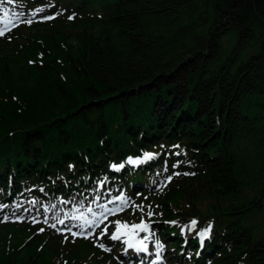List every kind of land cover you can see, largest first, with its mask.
<instances>
[{
    "label": "trees",
    "instance_id": "16d2710c",
    "mask_svg": "<svg viewBox=\"0 0 264 264\" xmlns=\"http://www.w3.org/2000/svg\"><path fill=\"white\" fill-rule=\"evenodd\" d=\"M6 3L54 16L0 36L41 52L0 59V264H113L26 215L118 198L170 264H264V0Z\"/></svg>",
    "mask_w": 264,
    "mask_h": 264
},
{
    "label": "rangeland",
    "instance_id": "374dc122",
    "mask_svg": "<svg viewBox=\"0 0 264 264\" xmlns=\"http://www.w3.org/2000/svg\"><path fill=\"white\" fill-rule=\"evenodd\" d=\"M6 1L7 0H0V9L1 10L2 9H6L4 11L6 12V17L7 18H9V19L16 18V17L21 18V17H23L25 15V13H23L20 9L16 8L15 6H13V5L9 6L6 3ZM31 13H33V11ZM24 19H28V18H24ZM35 22H37V21H31V23H27V21L26 22H18L17 25H16V22H14L13 24H9V25H6V26H9V27L12 28V27H14L16 25L15 28L17 27L16 29L22 30L21 31L22 34L30 35L31 32H32L31 28H33V32H35L36 29H37L36 26L33 25V23H35ZM0 28H4V27H0ZM37 34H35V35H37ZM52 37L55 38L56 34H55V36L52 35ZM24 39H25V37L17 38V42L15 43V45L11 49H8V50H3L2 49L3 45H0V59L8 58V57L15 58V55H17L23 49L26 52H28V49H33V52H34V55L36 56V58L38 56H40V54H41L40 48L37 47V46H33V44H32L33 42L31 40L28 41L29 40L28 39L27 41H25ZM38 40H39L38 41L39 43L42 42L39 38H38ZM30 55H32V54H28L26 56L25 60H26V62L28 64H33L34 59ZM30 61H31V63H30ZM0 77H1V75H0ZM110 201H111V203H110ZM119 205H120L119 201L108 200V201L103 202L97 208H94L91 205H87V207H81L79 205H75L74 208H66L67 212L69 210L72 211V212L75 211V210H79V211L81 210L83 212L82 214H84V216L82 217V221L81 222H76L75 224H73V223H71V220H69V222H66V223L64 222V225H62L61 227H59V225L57 224V220H58L59 216L62 214V209L59 208V210H57L56 208L51 207V205L49 203H43L41 206L34 205V207L28 211V214L26 215V217L31 219V220L42 219L43 221H47V224L55 225V228L58 229V231L64 232L66 234H70L67 231H63L64 229H67V228H71V230L73 232H77V233L83 232V234H79L82 237H85L86 234H88L89 232H94L95 231L94 235L92 237L99 238L98 236H95V234H96V231L98 232V234H100V232H102V230H104L106 228V227H101V223L103 222L102 220L104 218V215L107 212H109V211H107V208L113 207V206H119ZM143 208H145V210L149 209V207H143ZM89 209H91V211H89ZM111 210H113V209H111ZM85 213H87V214H85ZM102 214H104V215L102 216ZM0 215H2L3 217H8L9 218V215H6V212H2ZM100 216H102V217H100ZM142 217H144V215H142L140 213H134L133 210L132 211H122V210H120L114 215V219H112V220H121V221H125V222H127V221L136 222L137 220L140 219L139 222H142L144 220V218H142ZM18 218H19V216L17 218L15 217V219H18ZM11 219H14V218H11ZM86 221H92L93 223L92 224H86ZM75 225L79 226V227H75ZM98 228H100V229L97 230ZM6 232L15 233L16 236H17L19 231H17L16 227H13L9 231H6ZM109 232L110 231H108V228H107L106 234L102 235V237L99 238L100 242L97 239H94L92 241V243L97 245V246H99L102 249H106L107 250V248H109V247L105 246L104 244H107V239L106 238L109 237ZM64 233H61L62 237H66V234H64ZM19 234H21V236L25 235V234L23 235L22 231L19 232ZM183 234H184V236H186V231ZM16 236L14 235V237H16ZM156 244H159V241L157 243H156V241H152V243H151V245L154 246V247H156ZM160 244L162 245L161 242H160ZM101 245H103V246H101ZM77 250L79 252H82V255L84 256L85 251L88 250V247H81L79 245ZM97 253H99V252H97ZM113 253H115V252H113ZM173 253H174L173 250L165 248V251H163L159 256L160 257L164 256L167 259L168 257H172ZM155 256H157L156 253H155ZM177 256H180V254H178ZM133 257L136 260L144 261L146 264H151V260H145V258L141 257V255H139L138 257H135V255H134ZM87 258H89V263L90 264H103V262L101 261L100 258H98V257L94 256L93 254H91V250L90 249L87 252ZM111 259L112 258L110 256H108V255H105V256L102 257V260H104V261H110ZM170 259L171 258H168L167 261H170ZM123 261H124V264H133V263H131V261H127V260H123ZM156 262H157V264H161L160 263L161 260L160 261H156ZM115 264H120V263L115 261Z\"/></svg>",
    "mask_w": 264,
    "mask_h": 264
},
{
    "label": "snow or ice",
    "instance_id": "6c2138e0",
    "mask_svg": "<svg viewBox=\"0 0 264 264\" xmlns=\"http://www.w3.org/2000/svg\"><path fill=\"white\" fill-rule=\"evenodd\" d=\"M7 2L9 4H11L13 2V0H7ZM69 19H71V17H69ZM27 23H31V21H27ZM4 34H5L4 30L0 29V36H3ZM30 63H31V61H30ZM14 99H15V97H14ZM145 158L150 159L151 154L146 153ZM134 163H138V161H135ZM113 167H115V166H113ZM120 167H123V165H121ZM110 203H111V201H110ZM89 211H91V209H89ZM148 215L151 216L152 212L149 211ZM74 218L80 219V217H74ZM59 223L64 224V221L59 220ZM92 223H93L92 221H86V224H92ZM115 223H116V231L114 233H112V235L110 237L111 240L116 241V240L120 239L122 236H124V237H127V240L125 241V243L127 244L128 248H136V250L138 252H144L146 250V245L144 243V240H146L147 237H145L143 240H137L136 239V234L138 232H147L148 231V225L146 223L141 222L139 224H133L130 227H129V225L123 224L120 221H116ZM195 223H196V221H192L193 225ZM53 227H55V225H53ZM40 231H43V229H40ZM63 231L69 232L73 237H75L79 234H83V232H81V233L73 232L71 230V228L64 229ZM106 232H107V228L102 230L101 235L106 234ZM202 235L207 236L208 235L207 231H205ZM65 239H67V236L65 237ZM101 246H103V245H101ZM159 247L160 246L158 244V248ZM159 258L160 257H159V252H158L157 253V260H159ZM152 264H156V262L153 261Z\"/></svg>",
    "mask_w": 264,
    "mask_h": 264
}]
</instances>
